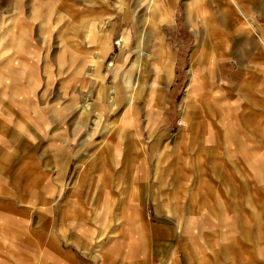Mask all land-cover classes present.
Returning a JSON list of instances; mask_svg holds the SVG:
<instances>
[{"label": "rangeland", "instance_id": "374dc122", "mask_svg": "<svg viewBox=\"0 0 264 264\" xmlns=\"http://www.w3.org/2000/svg\"><path fill=\"white\" fill-rule=\"evenodd\" d=\"M123 1L137 9L136 24L117 0H0V264H164L142 250L150 226L169 232L152 235L159 253L181 233L189 249L180 264H264V0H242L254 27L227 0H175L170 22L150 16L144 83L130 65L146 0ZM226 11L242 58L206 32ZM112 12L115 51L124 27L130 38L129 89L102 45ZM196 31L199 80L217 81L198 84L186 125ZM102 77L121 85L114 112L98 96ZM100 113L111 114L98 123ZM177 135L192 139L168 160ZM130 179L147 185L144 203L132 200Z\"/></svg>", "mask_w": 264, "mask_h": 264}, {"label": "crops", "instance_id": "0c3cea01", "mask_svg": "<svg viewBox=\"0 0 264 264\" xmlns=\"http://www.w3.org/2000/svg\"><path fill=\"white\" fill-rule=\"evenodd\" d=\"M121 5H122V9L124 11V17L125 19H127L129 22H131L132 24H136L137 23V9L135 7H133L130 3H126L123 0H117ZM198 1V0H195ZM228 3L233 4L234 7H236L240 13L248 18L250 20L251 25L254 27V23L253 21H255V16H254V12L248 8L245 4L247 2H243L242 0H227ZM175 9H176V5H175V0H146V6H145V12H148L149 14L145 15V19L143 22V26L140 29V32L137 34L136 38H135V42H136V46H135V51L137 54V57L135 59V61H133L130 65L131 68H135L136 69V79L138 80V82L144 83L145 82V67L147 66V63L149 62V58L150 56H152V54H150L149 52H147L143 45H144V41L145 39L148 37H152L155 36L154 35V27L152 26L151 22H150V16L156 17V19L160 20V23L163 22H170L172 16L175 13ZM228 11V10H227ZM226 11L225 13V22L223 23V25L221 26V28H217L216 31L211 32V29L209 28L210 25H208L206 23L207 29L206 32L208 35H211V40L214 43V36H220L218 38L219 43H220V48L221 50H224L227 53H235L237 52L239 54V57L242 58V55L245 52V49H243V47H241L240 42H236L235 44L232 43V34L234 33V24L232 23V20L229 19L228 16V12ZM115 13L112 12L111 13V18L112 20V28L109 31V35L110 37L109 40L111 41V43H109L108 41H104L102 42L103 46H106L107 48L109 47L111 49V52L113 54L112 60L114 61L111 67V73L115 79V81L119 80L121 82L122 87H125V89H129L131 87V71H130V67L128 69H124V66L126 64V62L129 60V55H130V38L129 35L127 33V27H124L121 30V35L124 38V42H123V46L122 49L119 50L118 52L115 51V46H114V39L117 36V23L115 20ZM101 20V19H100ZM126 20V21H127ZM212 20V19H211ZM216 19H214V23L215 25L218 27L220 24L215 22ZM211 23V22H210ZM232 23V24H231ZM133 27V26H131ZM198 31V30H197ZM195 32V40H194V50H193V56L191 59V66L189 68V79L188 82L186 84L185 87V91L183 94V98H182V102H181V119L182 122L185 123L186 125L188 124L190 119L194 118V115L191 113L192 111V107H193V102L195 100L193 93L196 92V90L198 89V84L202 83L205 86H210L213 85L214 82H216V76L211 77V79H209V81L204 80L202 82H200L199 77H198V69L195 65L197 59H198V54H199V50L202 47V42L200 40V33ZM214 34V35H213ZM159 38L162 37V34H158ZM126 39V40H125ZM224 45V47H223ZM224 48V49H223ZM161 51V52H160ZM159 51L160 55H164L162 53L163 49L161 48V50ZM160 59V56H159ZM102 59L99 58L98 60V64L101 65L99 63V61H101ZM160 61V60H159ZM168 61H171V55H169L168 57ZM199 61H201L199 59ZM169 64V63H168ZM215 71H211L212 75H215ZM167 79L171 78V69L170 67L166 66V76ZM159 78H161L160 76L157 77L155 79L156 83L159 82ZM121 85L117 86V85H112L109 86L108 83L104 82V79L102 77L101 79V84H100V88H99V98L103 99V98H110L111 99V105H112V111L114 112L115 110H117L118 106L120 105L121 99H122V90H121ZM128 102L131 103V100L133 98V94L131 93L128 97ZM111 114V113H110ZM110 114H99V118H98V123L100 122H104L106 119V117ZM110 117V116H109ZM158 122V120H157ZM159 126V125H158ZM157 126V127H158ZM156 131V129L154 130V132ZM153 132V133H154ZM198 132V125L194 124L193 130H192V138L194 139L196 137V134ZM190 138V139H192ZM189 139V140H190ZM187 139L182 138V136H175L174 139V143H173V147L171 148L170 153L167 154V156L169 157L168 160H172L171 158L173 157V153L177 152L179 149H181L184 145H186V143H188ZM192 141V140H191ZM148 144V143H147ZM146 144V141L142 140L141 141V148L142 150H145V148L148 146ZM105 171L109 172V169H106ZM107 172V173H108ZM107 176V174L105 175ZM79 176H77L76 181H78ZM129 179V178H128ZM145 182H134L130 179V183L129 186H127L128 190L130 191L133 190V201H141L144 203V199L146 197V187L147 185L144 184ZM131 185V186H130ZM126 194V193H125ZM127 197L129 199H131V197L129 195H127ZM170 212L175 211L173 206L170 205ZM176 212V211H175ZM142 213L144 216L147 215V211L146 208L144 207L142 210ZM154 234H169V232H166L164 229H159L157 227H149V228H145L142 234V250L145 252H150L151 254H158V255H163L162 261L164 264H180V260H179V251L181 249H189V244H187V242L184 241L181 233H179V237H178V243L176 244V246L171 249V251H169V254H167L166 252H156V250L154 249L153 244H151V238L152 235ZM103 240L100 241V245L102 244ZM191 254V253H190ZM103 258V255H102ZM104 259V258H103Z\"/></svg>", "mask_w": 264, "mask_h": 264}, {"label": "bare ground", "instance_id": "6f19581e", "mask_svg": "<svg viewBox=\"0 0 264 264\" xmlns=\"http://www.w3.org/2000/svg\"><path fill=\"white\" fill-rule=\"evenodd\" d=\"M123 42H124V38L122 37V38L118 39L115 43H117L120 47H122L123 46Z\"/></svg>", "mask_w": 264, "mask_h": 264}]
</instances>
